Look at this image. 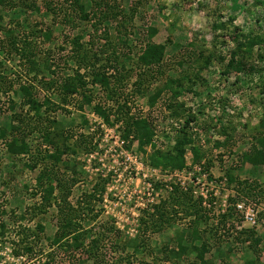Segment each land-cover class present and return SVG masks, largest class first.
I'll list each match as a JSON object with an SVG mask.
<instances>
[{"label":"rangeland","instance_id":"obj_1","mask_svg":"<svg viewBox=\"0 0 264 264\" xmlns=\"http://www.w3.org/2000/svg\"><path fill=\"white\" fill-rule=\"evenodd\" d=\"M150 29L156 35L151 36ZM47 32L50 40L45 37ZM250 39L256 42L252 49ZM13 41L18 47L27 42L26 49L35 57L26 59L15 53ZM151 42L166 45L164 63L155 69L154 78L136 65ZM111 54L120 63L118 72L106 61ZM32 59L35 64L30 63ZM238 61L244 70L234 67ZM92 69L123 76L122 84L113 83L118 94L111 99L101 87L88 86L93 104L100 103L103 110L111 108L110 123L93 104H85L80 94L72 96L67 105L61 103L57 85L76 72L91 82ZM145 71L148 75L137 86V74ZM168 79H180L179 96L173 99L163 91L151 107V98ZM52 81L58 84L51 85ZM21 86L29 87L39 101L49 97L54 104L43 109L42 119L29 112ZM118 99L126 101L129 116L150 118L157 146L164 151L173 149L178 129L189 115L194 116L189 131L205 152V167L207 161L212 164L204 171L219 176L230 168L234 176L264 187V165L254 167L241 160L255 138L264 137V0H20L16 8L0 5V130L7 132L6 139L0 140V225H6L0 237V264H42L46 259L39 250H49L58 230L61 205L53 200L43 214L34 209L42 198L40 191L34 194L43 163L38 162L34 170L28 167L33 155L42 159L52 148L41 137L44 128L50 127L45 118L59 122L52 132L63 130L73 137L67 144L75 153L63 156L71 169L62 170L65 178L77 180L68 198L75 222L93 238H100L96 260L103 264H264V219L260 216L256 227L263 237L260 255L253 254L247 243L233 246L232 239L221 241V220L205 225L203 217L199 228L207 230L204 236L210 249L206 263L200 262L195 247L201 248V239L191 241L189 229L197 215L189 216L183 202H190L174 198V187L172 192L167 187L178 183L174 174L183 169L153 167L147 160L153 151L150 146L142 152L137 139H123V123L114 122ZM15 115L23 119L21 128L32 155L12 157L7 151L5 143L11 140ZM190 155L194 154L189 148L187 169ZM259 202L264 209V196L260 195ZM157 210L169 214L170 225L164 231L144 234L143 218L150 223V215ZM38 224L44 233L37 231ZM21 227L29 229L28 243L38 252L33 260L25 253L14 256L12 242H17ZM114 230L121 238L113 235ZM182 235L183 251L178 244ZM139 237L142 247L136 253L127 249L130 255H122L120 247ZM90 240L86 237L84 244ZM81 253L76 264L87 263Z\"/></svg>","mask_w":264,"mask_h":264},{"label":"trees","instance_id":"obj_2","mask_svg":"<svg viewBox=\"0 0 264 264\" xmlns=\"http://www.w3.org/2000/svg\"><path fill=\"white\" fill-rule=\"evenodd\" d=\"M77 2V1H76ZM20 3V0H0V5L4 8L12 9L16 8ZM80 11H83V6L80 8ZM86 16V15H85ZM150 35L154 36L156 35L157 31L150 29L149 30ZM48 33V32H47ZM45 35V37L50 40L51 34L48 33ZM250 46L252 47L256 45V42L254 39H250ZM22 47H18V43L13 41V51L20 55L23 58H26L30 55L31 58L35 57V54L32 50H27L26 47L29 46L27 42L22 43ZM79 45V44H78ZM24 47V48H23ZM253 47V48H254ZM22 49V50H21ZM24 50V51H23ZM108 55L106 58V61L108 62V65L110 68L115 69L116 72H118V66L119 61L117 60V57ZM166 57V45L164 44H154L149 43L145 49L142 51V53L138 56L136 65L139 69H145L147 72L151 73L150 77L154 74L156 75L157 70L155 69L160 68V66L164 63ZM31 64H35L33 59L29 60ZM183 62H179V65L182 66ZM235 68L242 71L244 70V65L242 62H236L234 64ZM93 67V66H92ZM204 69V66L201 67V70ZM141 71V70H140ZM145 72H139L137 74V86H140V82L142 79H144V76H147L148 73ZM200 71V69L198 70ZM130 77V75H128ZM123 76L118 77L117 75L109 74L106 71L103 70H91V82H88L85 78V76L79 74L76 72L74 76L67 77L60 85H57V81H52L51 85L53 83L58 86L59 95L62 100V105H67L70 101V98L74 95L80 94L82 96V101L87 104L91 105L93 104V99L91 96V92L88 88L89 83L92 84V86L101 87L106 92L107 98H114L116 93V88L114 87L113 83L122 84ZM143 82V81H142ZM49 84V86H51ZM181 86L180 79H168L163 86L162 89L158 90L155 95L151 98L150 104L151 107H154L156 102L160 99L161 94L165 91L170 92L172 95V98H176L179 96V90ZM191 90V88H190ZM164 91V92H163ZM21 92L23 94V97H25V104L28 106L30 111H33L34 114L38 119H42V113L43 109H51L50 107H53L54 104L51 102L50 98H45L42 102L39 101L31 92L30 88L27 86H21ZM197 93V92H196ZM116 118L115 123L122 122L124 127L122 130V136L123 139L128 140L130 137H133V139H137L139 142V149L142 152L146 151L147 147H151L153 151L148 155V163L152 165L153 167L157 168H170L172 170H181L185 169L186 167V152L187 149H191L193 152V159L195 163H202L201 165L203 168L205 167V152L202 151V148L198 146L197 140L193 138V134L189 131V125L192 121H194V116L189 115L185 122L183 123V126H181L178 129L177 135H175V141L174 146L171 151H164L159 149L157 146L156 141V129L150 120V118H134L129 116L130 108L128 107L126 101L123 103L120 102V99L116 100ZM59 107V106H57ZM172 105H168V109H172ZM93 109L103 117V120L107 123H110V116H111V108L107 110H103V107L100 103L93 104ZM56 111V110H55ZM33 114V115H34ZM177 113L174 112V116L177 117ZM121 116V117H120ZM124 116V118H123ZM49 120V128H44V131L41 133L42 140L48 144L50 147L55 149V152L53 153L52 148L50 150H46L45 154L42 156V159L39 157L40 155H33V164L28 166L32 170L36 169L38 167V162L43 163L42 169L39 172L37 176V191L34 194L35 197L37 195H41V203L38 204V208H34L35 210H38L40 214H43L46 211V208L50 207L52 205L53 200L58 203V205H61L59 208V226L58 230L55 233V237L52 240V243L50 244L49 250L46 252L44 249H40L39 252L41 255L45 257V261L42 264H76L74 261L77 259L78 253L82 252V256L85 255L88 262H94L95 264H103V262H100L101 260H96L98 257H96L95 252L99 249V243L100 238H93L91 235V232L84 231L79 228V225L77 222H75V213L74 208H72V205L69 204L68 198L70 196V190L75 186L77 183V180L74 178H65V171L68 169H71V166L66 161V163L63 161V156L71 153H75V149L71 148L67 144V141L70 138H73L71 135L66 136L63 133V130L52 132V128L55 127L57 129V126L59 122L55 119L50 120L49 118H45ZM16 121L20 123L21 125H15ZM12 127H11V140L6 141L5 146L7 148L8 153L12 157H18V156H24V155H32V150L30 147V144L26 141L23 129L21 126L23 125V119L22 117L15 115L12 117ZM263 122V121H262ZM56 131V130H55ZM7 137L6 130H0V140L3 141ZM228 141L224 142V145H226ZM217 145H220L219 142H216ZM63 147V148H61ZM75 147V146H74ZM35 160V161H34ZM204 160V161H203ZM241 160L246 163L250 164L254 167L262 166L264 165V137H256L255 142L252 144L249 151L245 152L241 156ZM203 161V162H202ZM212 166L211 161H207L205 168H210ZM63 167H65V171L63 172ZM225 176L228 179L229 184H235V187L237 189V193L240 197L246 196L249 198L257 199L260 197V195L264 196V187L261 186L256 181H250V180H243L240 179L238 176H234L231 172L232 169H225ZM71 188V189H70ZM175 193H173L174 198H181L187 200L189 204L186 203V201L183 202V205L187 206L189 209V216L194 215L195 217L197 215L196 220L192 221L189 224V229L191 234V241H196L201 239V248L195 247V250H197V256L201 263L205 262V255L210 249V245L207 244L205 241L204 234L207 230H202L199 228V224H201L203 217L205 220V225H208V223H211V217L206 216L208 214L207 210L202 206V198L198 200H193L192 196L189 195L186 192L178 190V187L175 186ZM59 195L57 197L53 198L51 197L53 194H55L56 191H59ZM38 191L39 194H38ZM189 195V196H188ZM92 196V195H90ZM258 196V197H256ZM256 197V198H255ZM173 198V199H174ZM231 201H236V199H231ZM191 202L192 205H191ZM186 208V207H185ZM67 209V210H66ZM158 209V208H157ZM186 211V210H185ZM207 212V213H205ZM158 215V216H157ZM167 212L159 211L157 210L153 215H150V223L146 222L145 218H143V233H154V232H161L164 231L167 227V225H170L171 219L168 217ZM203 215V216H202ZM26 216V215H24ZM24 216L22 218H24ZM260 218L264 219V209L261 213H259ZM236 220L239 224L242 223V218H240V215L236 212L235 208L229 209V211L222 215V219L220 222V225L223 227V229H226V232H224L223 236L220 237V240L223 241L224 238L232 239L233 246L236 244H242L247 243L249 244V247L251 248L253 254L260 255L261 248L260 245L262 244L263 240L261 236L258 235L256 232V228H246L242 227L241 230L236 231V234L231 233V230H236V226L233 223V220ZM228 222L231 224L229 229H227ZM207 227V226H206ZM0 237L4 235L6 231V225L1 224L0 225ZM44 227L40 224H38V232L44 233ZM29 229L21 227L18 231V240L17 242H12L14 245L13 253L15 257L21 256L22 253H25L28 257L33 260V257H36L38 255V252L35 250V246L33 244L28 243V240L30 239V235L28 234ZM189 232V233H190ZM201 232V233H200ZM121 234L119 231L114 230L113 235L115 237L119 236L121 238ZM218 234V232H217ZM91 237V240L88 245L84 244V241L86 240V237ZM227 236V237H225ZM39 236H37L38 238ZM184 235L180 236L178 238V244H179V250L183 251L184 248ZM140 237L136 240H131L128 243L122 245L120 248L122 249L121 253L124 256H129L130 254H127V249H133V251H138L141 246ZM135 242L134 245L132 243ZM137 242V243H136ZM226 243V241H224ZM117 250V249H116ZM80 251V252H78ZM118 251V250H117ZM182 252L179 253L181 256ZM126 256V257H127ZM79 257V256H78ZM85 262V264H87ZM84 264V263H83ZM89 264V263H88ZM248 264H254L253 261L248 262Z\"/></svg>","mask_w":264,"mask_h":264},{"label":"built area","instance_id":"obj_3","mask_svg":"<svg viewBox=\"0 0 264 264\" xmlns=\"http://www.w3.org/2000/svg\"><path fill=\"white\" fill-rule=\"evenodd\" d=\"M123 143V142H122ZM225 156L224 163L226 164ZM190 162L187 163V167L181 172H176L174 176L178 177V183L175 182L174 186H167L168 190L172 192L173 187H179L180 191L190 193L194 200L202 198V206L207 210L208 215L212 218V221L218 223L222 219V215L226 214L229 209L235 208L236 212L242 218V223L239 224L235 219L233 223L236 226V230H231V233L236 234V231L241 230L242 227L256 228L259 224V213L263 208L259 202V198H249L246 196H239L235 185L229 184L225 173H220L216 176L215 173L205 172L201 164H194V159L190 155ZM154 172V170H153ZM146 177V175H144ZM151 187V184H148ZM148 188V189H149ZM153 191V189H151ZM236 199V201H231ZM231 224L228 222L227 229ZM226 229H223L221 234H224Z\"/></svg>","mask_w":264,"mask_h":264}]
</instances>
